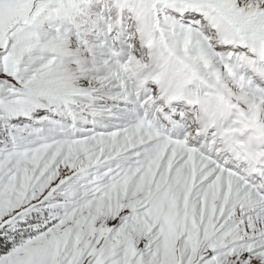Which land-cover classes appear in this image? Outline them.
Masks as SVG:
<instances>
[{
    "label": "snow or ice",
    "instance_id": "obj_1",
    "mask_svg": "<svg viewBox=\"0 0 264 264\" xmlns=\"http://www.w3.org/2000/svg\"><path fill=\"white\" fill-rule=\"evenodd\" d=\"M0 264H264V0H0Z\"/></svg>",
    "mask_w": 264,
    "mask_h": 264
}]
</instances>
